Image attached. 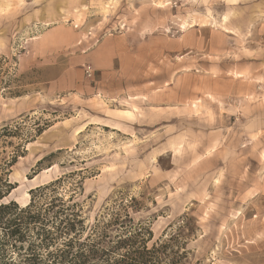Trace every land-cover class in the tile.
<instances>
[{"label": "rangeland", "instance_id": "1", "mask_svg": "<svg viewBox=\"0 0 264 264\" xmlns=\"http://www.w3.org/2000/svg\"><path fill=\"white\" fill-rule=\"evenodd\" d=\"M0 82L5 201L58 180L86 229L264 264V0H0Z\"/></svg>", "mask_w": 264, "mask_h": 264}, {"label": "trees", "instance_id": "2", "mask_svg": "<svg viewBox=\"0 0 264 264\" xmlns=\"http://www.w3.org/2000/svg\"><path fill=\"white\" fill-rule=\"evenodd\" d=\"M15 163L16 157L4 160L0 174V264H176L163 253L171 237L154 243L161 255L147 249L152 240L148 228H123L118 217H112L86 229L82 208L75 201L78 193L64 199L55 187L58 180L30 189L24 207L5 201L17 188L6 177ZM100 224L123 228L114 245L103 240L106 232L99 230Z\"/></svg>", "mask_w": 264, "mask_h": 264}, {"label": "built area", "instance_id": "3", "mask_svg": "<svg viewBox=\"0 0 264 264\" xmlns=\"http://www.w3.org/2000/svg\"><path fill=\"white\" fill-rule=\"evenodd\" d=\"M84 74H85L86 78H88V79H91L94 76V73L89 66L84 67Z\"/></svg>", "mask_w": 264, "mask_h": 264}, {"label": "snow or ice", "instance_id": "4", "mask_svg": "<svg viewBox=\"0 0 264 264\" xmlns=\"http://www.w3.org/2000/svg\"><path fill=\"white\" fill-rule=\"evenodd\" d=\"M225 19H227V17H225ZM123 115L126 116V117H128L129 119H132L133 118L131 112L124 113Z\"/></svg>", "mask_w": 264, "mask_h": 264}]
</instances>
